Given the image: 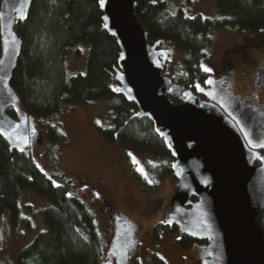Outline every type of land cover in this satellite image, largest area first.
<instances>
[{"label":"trees","instance_id":"trees-1","mask_svg":"<svg viewBox=\"0 0 264 264\" xmlns=\"http://www.w3.org/2000/svg\"><path fill=\"white\" fill-rule=\"evenodd\" d=\"M213 1L219 14L215 18L199 14L186 17L181 10L169 14L163 0H136L135 16L148 42L159 40L160 46L171 44L184 53L182 68L171 77L167 91L174 104L182 101L185 90L204 83L206 73L201 65L211 28L233 27L255 33L264 30V0ZM26 17L15 23L22 45L10 85L20 109L44 126L45 139L50 143L63 140L57 125L50 121L63 104L86 105L105 99L107 111L96 127L100 138L149 153L155 160L148 163L146 177L153 186L172 175L173 158L164 139L155 134L149 119L132 117L135 104L114 90L119 48L102 29L98 0H32ZM81 42L89 44L85 71L68 76L66 52ZM6 112L17 116L14 108ZM38 165L25 149L10 153L8 140L0 134V229L5 212L12 228L19 223L17 200L21 190H32L50 202L43 210L44 229L19 251L15 264H101L105 242L94 213L70 191L67 182L54 185ZM165 223L152 228L154 240L165 228L177 231L175 225ZM191 240L181 235L176 243L186 249ZM147 264L165 263L152 253Z\"/></svg>","mask_w":264,"mask_h":264},{"label":"water","instance_id":"water-1","mask_svg":"<svg viewBox=\"0 0 264 264\" xmlns=\"http://www.w3.org/2000/svg\"><path fill=\"white\" fill-rule=\"evenodd\" d=\"M32 0L23 4L27 15ZM19 0L0 1V60L4 61L7 89L0 81V131L9 142L10 153L39 141L34 118L22 111L10 85L22 41L15 31L20 14L13 10ZM136 0H105L101 7L102 29L119 48L114 88L134 103L132 117H146L155 134L162 137L173 158L171 172L175 189L165 211V220L177 228V235L205 241L198 259L203 264H264V107H254L255 96L240 102L227 87L211 81L210 92L220 96V107L205 102L190 89L182 102L167 96L171 77L163 67L174 48L149 43L147 33L135 16ZM9 44L5 53V39ZM264 84V63L256 85ZM14 108L16 117L6 110ZM252 144V147H249ZM258 161V164H255ZM194 198V200H192ZM136 224L120 214L114 218V232L108 254L115 264L133 263L137 251ZM127 255H124V253ZM101 264H110L103 262Z\"/></svg>","mask_w":264,"mask_h":264},{"label":"rangeland","instance_id":"rangeland-1","mask_svg":"<svg viewBox=\"0 0 264 264\" xmlns=\"http://www.w3.org/2000/svg\"><path fill=\"white\" fill-rule=\"evenodd\" d=\"M163 1L169 14L181 10L186 17L197 14L208 18L219 16L213 0ZM208 33L211 41L205 46L204 52L210 61H203L202 65L211 69V74L214 68L220 67L221 59L239 46L245 49L247 58L250 57L252 61L264 57V30L255 33L224 27L211 28ZM88 48L89 44L84 42L68 48L65 56L68 76L84 73ZM183 56V51L175 48L171 60L163 67V73L169 77L175 76L182 68ZM241 67H237L233 76V94L239 97L255 94L263 101L264 85L249 84L250 78L256 83L255 71L250 73L247 68L245 74ZM247 73L249 77H246ZM106 111L105 99L94 100L86 105L63 104L50 120L57 125L63 140L48 142L44 136V126L34 119L39 141L25 150L38 161L50 179L56 184L67 182L70 191L92 210L98 232L105 242L102 263L107 262L105 253L113 238L114 215L120 213L136 224L134 235L138 239L139 257L135 264H146L151 250L163 257L165 264H196V251L184 252L185 249L177 247L176 232L165 228L155 240L151 236L154 226L166 224L165 211L174 194V176L166 175L153 186L146 177L148 163L155 160L149 153L123 148L117 141H103L96 127L102 124ZM17 204L20 221L16 226H10L7 212L2 217L0 264H15L19 251L45 227L43 210L50 205L45 197L23 189Z\"/></svg>","mask_w":264,"mask_h":264},{"label":"flooded vegetation","instance_id":"flooded-vegetation-1","mask_svg":"<svg viewBox=\"0 0 264 264\" xmlns=\"http://www.w3.org/2000/svg\"><path fill=\"white\" fill-rule=\"evenodd\" d=\"M171 47H173L175 50L174 46H171ZM239 47L240 48H238L237 50L229 51L228 54H226L223 57V59H221L220 67L218 69L214 68L212 74L210 72L204 71L206 73V78L204 80V83L203 84H195L193 86V90H192L194 92V94H196L200 98V100L205 101V102H210V101H212V97H215L216 101H212V102H214L217 106L220 107L221 105H220L218 100H220L221 97L216 96L214 91L213 92L209 91L210 86H209V83H206V81H209V80L210 81H218L217 83H219L218 84L219 88L227 87L228 89L231 90V84L233 83V76L237 71V67H241L243 65L241 67V69L245 70L244 71L245 74L250 69V73H251V71H255V77L257 76L258 70L261 68L262 64L264 63V57H262L261 59H259L257 61H252L250 59V57L247 58V53H246L245 49L241 46H239ZM207 58H208V55L206 54V52H204L203 61H210V59H207ZM247 68H248V71H246ZM246 77H249L248 73H247ZM250 82L251 83L253 82L255 84V86H260V85H256V83L254 82V80H252V78H250L249 84H250ZM197 85H199V90L196 87ZM261 86H262V84H261ZM252 96L256 97L254 107L259 109V110L262 109L264 107V100L261 101V99L258 95H255V94L247 95V94H245L241 97H239V96L238 97H239L240 102L244 103V106H246L247 105L246 102L249 101L252 98ZM182 98H183V96H182ZM262 129L264 130V127ZM249 147H252V144H249ZM259 151L261 153H264V148L259 149ZM258 163H259L258 161H255V164H258ZM118 215H120V213L115 214L114 218H115V216H118ZM180 236L181 235H177L175 242L180 238ZM134 237L137 240V251H136V255H135V259H134L133 263H130V264H135L138 261V257H139L137 255L138 249H139L138 239H137L136 235H134ZM204 243H205V241L192 238L190 245L183 251L184 252H186L187 250H190L193 252L196 251V253H197L196 264H203L198 259V254H199L200 248L204 245ZM176 245H177V243H176ZM177 247H179V246L177 245ZM108 249H109V247H108ZM108 249H107V251H108ZM107 251L105 253V256L107 257V262H109L110 264H115L116 263V255L108 254ZM152 253L156 254V252H154L153 250L149 251L148 255H147V259H146V264H147L148 258L150 257V255Z\"/></svg>","mask_w":264,"mask_h":264},{"label":"snow or ice","instance_id":"snow-or-ice-1","mask_svg":"<svg viewBox=\"0 0 264 264\" xmlns=\"http://www.w3.org/2000/svg\"><path fill=\"white\" fill-rule=\"evenodd\" d=\"M26 2H27V0H19V6H16V5L13 6V10L20 14V16H19L20 19H26L27 18L26 15L23 14V4L26 3ZM99 3L101 5V7H103L104 3H105V0H99ZM3 43L5 45L4 51H5V53H7L9 51V47H8L9 44H15V36L14 35L12 36L11 41L5 39L3 41ZM201 68L205 72H210L211 71V69L206 68L203 65H201ZM0 72H5L6 73V68L4 66V61L3 60H0ZM0 81H5L4 82V88L7 89L8 84L6 82V75L5 76H0ZM206 83L210 84L211 81L210 80L206 81ZM196 87L199 90V85H197ZM114 90H117V89H114ZM0 134H5L7 136H11L13 133L12 132L3 133L2 131H0ZM38 167H39V165H38ZM53 184L55 185V181H53ZM124 255H127V253L125 252ZM161 259H163V257H161Z\"/></svg>","mask_w":264,"mask_h":264}]
</instances>
